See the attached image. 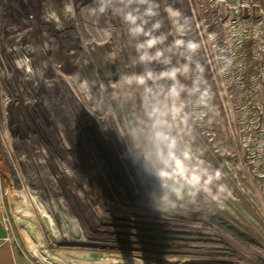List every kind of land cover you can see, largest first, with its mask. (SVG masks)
<instances>
[{"label":"rangeland","instance_id":"374dc122","mask_svg":"<svg viewBox=\"0 0 264 264\" xmlns=\"http://www.w3.org/2000/svg\"><path fill=\"white\" fill-rule=\"evenodd\" d=\"M169 2L190 22L213 93L212 112L194 107L185 145L222 178L195 196L182 175L167 180L173 205L157 210L122 158L138 153L144 120L140 93L123 79L140 69L120 18L97 13L95 0H72L81 20L69 22L0 8V219L23 264H41L27 224L43 255L64 264H264V0ZM33 72L41 90L25 79ZM54 83L88 114L58 106Z\"/></svg>","mask_w":264,"mask_h":264},{"label":"clouds","instance_id":"9594fccd","mask_svg":"<svg viewBox=\"0 0 264 264\" xmlns=\"http://www.w3.org/2000/svg\"><path fill=\"white\" fill-rule=\"evenodd\" d=\"M99 14L113 13L126 26L135 52L132 68L123 79L140 93L144 127L137 154L125 149L127 160L143 188L145 200L153 210L173 205L172 193L164 182L181 177L194 191H211L222 172L193 161L185 137L193 132V109L214 110L213 93L196 58L200 45L189 38L188 18L169 0H95ZM68 11L73 9L69 6ZM175 176V179L173 177ZM152 177L159 187L157 195L144 187Z\"/></svg>","mask_w":264,"mask_h":264},{"label":"bare ground","instance_id":"6f19581e","mask_svg":"<svg viewBox=\"0 0 264 264\" xmlns=\"http://www.w3.org/2000/svg\"><path fill=\"white\" fill-rule=\"evenodd\" d=\"M72 0H0V8L2 9H9V8H32L35 9L39 12V14H41V17H43V19H48L50 16L54 17L55 21H56V17L57 20H64V22L66 21H75L77 18L80 19V9L76 8L74 9V6L71 5ZM71 6V8L73 9V12H69L67 11V13H65V15H60V12L57 13V11H55V13H49L48 10H60L63 8H67ZM73 6V7H72ZM79 9V10H78ZM84 25L86 26V28L88 27V22L87 20H84ZM26 26V25H25ZM24 53H26L25 51H23ZM48 66L50 67V69H52V64L50 61L47 62ZM64 66H67V63L64 61L63 63ZM70 71L72 72L74 69L73 67H69ZM62 70V72L60 73V71ZM55 72H59L63 78L68 79V73H66L64 71V69H62V67H59L58 70H54ZM69 71V73H70ZM24 73V72H23ZM31 74V76H30ZM40 75H38L36 72L33 73H26L25 79L29 80L32 85L34 86L35 90H41L42 89V85H46V84H41L42 83V79L39 77ZM48 82V81H47ZM26 83V81H25ZM48 83H52V82H48ZM49 85V84H48ZM52 87V86H51ZM53 91H58L59 97L57 100V105L60 106L62 105V107L64 108V111L68 114L71 115L73 112L78 114L79 116L84 117L85 115L88 114V104L87 102L79 99V100H72L70 98H67L64 93L58 88V84L54 83V86L52 87ZM58 88V89H57ZM145 182H147V186L152 185V181H154V179L152 177H145ZM151 181V182H150ZM18 202L20 203V205L22 206V216L29 221H33L34 220V215L32 213V211L27 207L26 203H25V199L23 197H19L18 198ZM30 224H27L24 226L23 228V237L24 240L27 243V247H28V252L30 253V255L37 260V262L41 263V264H64L61 263L60 261H51L46 255H43V252H41L38 248V245L33 241V239L31 238L29 232L27 231V229H29ZM113 233V231H111ZM99 232H97L96 230H93L92 232H88V236L90 237H97ZM108 233V232H107ZM88 264H123L120 261L117 260H113V259H105V256L100 257L97 260H93L91 261L90 259L88 260ZM125 264V263H124Z\"/></svg>","mask_w":264,"mask_h":264},{"label":"crops","instance_id":"0c3cea01","mask_svg":"<svg viewBox=\"0 0 264 264\" xmlns=\"http://www.w3.org/2000/svg\"><path fill=\"white\" fill-rule=\"evenodd\" d=\"M5 238L3 225L0 222V242ZM0 264H23L12 244L9 242L0 244Z\"/></svg>","mask_w":264,"mask_h":264},{"label":"built area","instance_id":"2783aa9c","mask_svg":"<svg viewBox=\"0 0 264 264\" xmlns=\"http://www.w3.org/2000/svg\"><path fill=\"white\" fill-rule=\"evenodd\" d=\"M0 222H1L2 225L5 226V222H4V221H2V220L0 219ZM2 242H3V243H7V242L9 243V242H10L9 237H5V238L3 239ZM2 242H0V244H1Z\"/></svg>","mask_w":264,"mask_h":264}]
</instances>
